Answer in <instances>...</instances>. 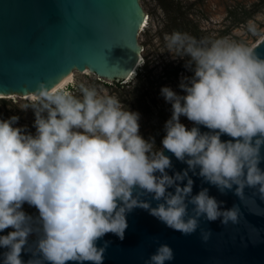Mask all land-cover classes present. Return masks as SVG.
I'll return each instance as SVG.
<instances>
[{"label": "clouds", "instance_id": "1", "mask_svg": "<svg viewBox=\"0 0 264 264\" xmlns=\"http://www.w3.org/2000/svg\"><path fill=\"white\" fill-rule=\"evenodd\" d=\"M164 40L191 75L181 76L179 93L160 90L171 106L160 147L140 134L138 112L85 83L75 91L38 84L22 109L32 111L34 132L17 126L18 116L0 119V264H104L109 242H99L123 240L136 209L184 236L201 217L237 224L240 206L225 208L208 187L193 194L192 177L240 202L246 188L264 201V58L228 37L173 31ZM172 158L186 167L170 175ZM200 235L207 242L211 232ZM173 259L160 244L144 264Z\"/></svg>", "mask_w": 264, "mask_h": 264}, {"label": "water", "instance_id": "2", "mask_svg": "<svg viewBox=\"0 0 264 264\" xmlns=\"http://www.w3.org/2000/svg\"><path fill=\"white\" fill-rule=\"evenodd\" d=\"M143 16L137 0H0V95L33 94L40 83L51 89L73 71H87L108 84L125 81L138 63ZM251 49L264 58V37ZM172 164L170 175L186 167L175 158ZM192 178L193 194L208 187L225 208L239 205V222L222 226L201 217L200 228L184 236L136 209L127 217L123 240L108 234L99 242H109L104 264H144L160 244L174 252L166 264H264V201L253 196L255 190L246 188L240 202L232 192L221 195ZM201 230L211 232L207 242Z\"/></svg>", "mask_w": 264, "mask_h": 264}, {"label": "rangeland", "instance_id": "3", "mask_svg": "<svg viewBox=\"0 0 264 264\" xmlns=\"http://www.w3.org/2000/svg\"><path fill=\"white\" fill-rule=\"evenodd\" d=\"M137 2L146 24L136 37L141 59L133 75L127 81L108 84L97 80L90 73L73 71L72 80L61 89L75 91L79 83H85L88 86L95 85L105 89L107 94L116 95L129 110L140 114V134L145 139L155 137L156 145L160 147L164 123L171 116V106L165 102L160 90L162 87H170L179 93L181 76L191 75L183 67L182 61L172 59L174 54H171L166 46L165 34L180 31L189 33L197 39L208 40L228 37L252 48L264 37V1L137 0ZM242 9L248 14L242 16L240 14ZM230 11L236 15H228ZM249 22L255 26V34L249 31ZM0 96H2L0 119L18 116L20 119L17 126H27L29 131L34 132L32 111H22L23 107L33 103V100L26 101L17 94ZM181 122L188 127L191 126L183 117ZM24 210L29 214L36 213V210L28 205H24Z\"/></svg>", "mask_w": 264, "mask_h": 264}, {"label": "bare ground", "instance_id": "4", "mask_svg": "<svg viewBox=\"0 0 264 264\" xmlns=\"http://www.w3.org/2000/svg\"><path fill=\"white\" fill-rule=\"evenodd\" d=\"M141 25L139 26V30H138V33H140L142 31V29L144 28L145 24H146V21H145V18L142 19L141 21ZM138 63L135 65V68L133 70V73L135 72V69L139 66L140 64V59H141V55H140V52L138 54ZM83 73H89L87 71L83 72ZM133 73L130 74V76L126 79V81L133 75ZM72 72H68V74L63 77L59 82H57L51 89L55 90L57 88L61 89L63 86H65L66 84L70 83V81L72 80ZM22 97H24L23 99L26 100V101H32V94L31 93H22L21 94ZM2 97V96H0Z\"/></svg>", "mask_w": 264, "mask_h": 264}, {"label": "trees", "instance_id": "5", "mask_svg": "<svg viewBox=\"0 0 264 264\" xmlns=\"http://www.w3.org/2000/svg\"><path fill=\"white\" fill-rule=\"evenodd\" d=\"M264 1V0H263ZM240 14L243 16V15H245V14H248L247 13V11L246 10H241L240 11ZM228 15H233V16H235L236 14H234L232 11H230L229 13H228ZM247 16V15H246ZM239 19H237V21H238ZM170 72V71H169ZM175 73H176V71H174V75H175ZM118 83V82H117ZM112 84H114V83H112ZM116 84V83H115ZM136 91V90H135Z\"/></svg>", "mask_w": 264, "mask_h": 264}]
</instances>
